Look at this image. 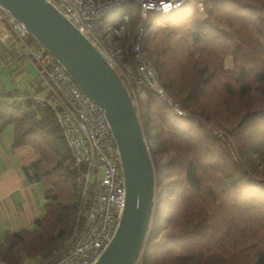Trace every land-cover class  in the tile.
<instances>
[{"label": "trees", "instance_id": "obj_1", "mask_svg": "<svg viewBox=\"0 0 264 264\" xmlns=\"http://www.w3.org/2000/svg\"><path fill=\"white\" fill-rule=\"evenodd\" d=\"M150 14L160 15L159 27L141 38L137 1L123 3L103 19L131 68L137 69L133 50L140 42L170 90L164 59L172 38L191 63L202 66L188 80L185 97L174 92L185 116L148 91L143 118L161 156L155 162L160 191L138 264H264V0H185L176 10ZM0 50L25 57L12 42H0ZM119 75L133 97V88ZM207 94L224 105L241 101L238 117L220 119L200 106ZM34 96L0 83L2 125L13 124L15 144H28L37 153L26 172L44 185L46 198L35 228L9 234L0 243V264H23L27 257L53 260L82 217L85 166L76 165L53 107ZM169 170L181 175L172 182L178 185H172L174 191L164 182Z\"/></svg>", "mask_w": 264, "mask_h": 264}, {"label": "built area", "instance_id": "obj_2", "mask_svg": "<svg viewBox=\"0 0 264 264\" xmlns=\"http://www.w3.org/2000/svg\"><path fill=\"white\" fill-rule=\"evenodd\" d=\"M70 19L102 52L127 81L122 54L116 40L109 39L103 19L129 0H47ZM146 19L151 11L170 12L185 0H135ZM128 20V16H124ZM123 25L115 28L121 33ZM140 28L139 38L143 36ZM35 41L37 43H35ZM0 42H12L17 53L28 57L38 68L48 95L34 96L48 103L58 121L77 166H85L81 175V219L64 250L43 264H94L112 241L126 201V184L118 144L101 106L88 95L71 74L41 45L26 26L0 3ZM138 62V88L155 92L179 115H186L180 104L168 94L158 74L138 42L134 47ZM124 62V61H123ZM124 64V63H123ZM133 97L137 98L135 89Z\"/></svg>", "mask_w": 264, "mask_h": 264}, {"label": "water", "instance_id": "obj_3", "mask_svg": "<svg viewBox=\"0 0 264 264\" xmlns=\"http://www.w3.org/2000/svg\"><path fill=\"white\" fill-rule=\"evenodd\" d=\"M103 109L126 184L116 233L94 264H138L156 211L157 170L135 101L102 52L47 0H0Z\"/></svg>", "mask_w": 264, "mask_h": 264}, {"label": "crops", "instance_id": "obj_4", "mask_svg": "<svg viewBox=\"0 0 264 264\" xmlns=\"http://www.w3.org/2000/svg\"><path fill=\"white\" fill-rule=\"evenodd\" d=\"M0 59L17 61L20 68L26 70L30 82L25 83L23 89L40 97L48 95L36 64L28 57H15L14 54L0 50ZM15 134V126H3L0 119V243L9 234L35 228L37 220L45 213L44 185L31 181L26 172L27 167L36 161L37 153L28 144H15ZM43 262L41 257H27L23 264Z\"/></svg>", "mask_w": 264, "mask_h": 264}, {"label": "rangeland", "instance_id": "obj_5", "mask_svg": "<svg viewBox=\"0 0 264 264\" xmlns=\"http://www.w3.org/2000/svg\"><path fill=\"white\" fill-rule=\"evenodd\" d=\"M183 4H181V6H179V7H182ZM178 8H175V9L173 8V10H176ZM173 10H171V11H173ZM141 17L143 19V22H142L143 24L141 25V27H143V30H144L143 36L147 35L150 32L152 33L153 31L156 30V28L159 27V21H158V19L160 18L159 14L148 13V15H147L148 18L145 19L142 16V11H141ZM108 37H109V39L114 38L112 31L111 32L109 31ZM35 43H37V42L35 41ZM171 43H172L173 47L170 50V53H168L166 55L167 57L164 60L168 64L169 69H166V70L168 71V73L170 70V74H171L170 80L172 79V81H171L172 84L169 83L170 84V90L166 89L163 85L162 86H163L164 90L168 94H170L172 96V98L176 101L177 98L175 99L174 92L177 91L180 94V98L185 97L187 95V87L189 86L188 80L190 78L194 77L196 74H198V71L202 65L199 63H196V62L191 63L187 59V57H185L186 51L183 48H180V46L177 44L178 40L176 38H172ZM121 64H122V66H125L124 68L122 67V69H124L125 72L128 74V78H129L128 83L137 92V98H136V100L134 98V101H135V104L138 108V113L141 117L142 124H143L144 130H145V135L147 138V142H148V145L150 147V151H151L154 163H155V162L159 161L158 159L161 158V156L158 152L156 153V151L158 150L157 149V143L155 142V140L152 136L151 127L146 125V120H144V118H143V117H145L144 112L146 111L145 109H143V107L146 104L150 103V101H149L150 99L148 96L149 89H145V88L139 89L138 88L136 70H133L131 68V66L123 59V56H122ZM17 70L19 72H17ZM28 81L30 82V76L28 75L26 70H23L22 68H20V65L17 61L8 62V61H4V60L0 59V83L6 84L7 88H9V89H14V88L23 89L25 83H28ZM159 81L161 83L160 78H159ZM160 99L163 100L165 103H167V101H165L164 99H162V98H160ZM177 100L180 102V106H181L182 102L179 100V98ZM221 102L222 101L219 97H212L211 94H207L206 97H202L200 99L199 104H200V106L207 107L209 110L213 111L212 113L217 118L224 119V120L230 119V121L235 120L238 116H234V114L236 112H238V110H239L238 107L241 106V101H238L237 99H235V100H233V104H228V105L220 104ZM195 104L197 107H199L198 102L197 103L195 102ZM168 105H170V104H168ZM182 110L185 113L187 112V110L185 111L183 108H182ZM156 170H157V168H156ZM157 176H158V174H157ZM180 177H181V175H180L179 171L169 170L168 176L164 177V182H165V184H168L169 190L174 191V189H172V187H173L172 185H174V188L178 189V185H175L172 182L179 181ZM160 180L161 179L159 178V182H160ZM158 184L159 183H158V178H157V193L160 191V189L158 190ZM171 203H172V205L174 204V200L172 198H171ZM68 241H69V239L67 240L65 247H66ZM169 264H173V263H169Z\"/></svg>", "mask_w": 264, "mask_h": 264}, {"label": "clouds", "instance_id": "obj_6", "mask_svg": "<svg viewBox=\"0 0 264 264\" xmlns=\"http://www.w3.org/2000/svg\"><path fill=\"white\" fill-rule=\"evenodd\" d=\"M134 99V98H133Z\"/></svg>", "mask_w": 264, "mask_h": 264}]
</instances>
